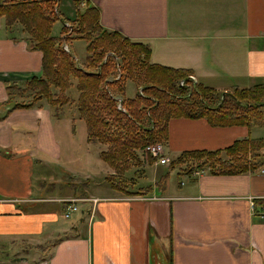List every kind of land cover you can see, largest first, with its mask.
I'll return each mask as SVG.
<instances>
[{"label":"crops","instance_id":"0c3cea01","mask_svg":"<svg viewBox=\"0 0 264 264\" xmlns=\"http://www.w3.org/2000/svg\"><path fill=\"white\" fill-rule=\"evenodd\" d=\"M81 2L100 9L105 28L150 44L153 62L192 69L196 82L223 92L264 82V0ZM58 10L68 20L76 18L74 0H59ZM16 36L0 31V242L11 245L10 257L0 258V264H264V218L252 205L257 210L264 205V167L241 175L177 169V188L167 183L161 194L147 196L110 186V192L96 194L88 185L58 199L36 191V168L46 170L63 156L56 121H69L74 174L105 179L112 169L96 165L89 145L97 142L88 141L85 125V139L78 142V113L70 120L56 116L45 102L11 111L3 105L6 82L22 84L42 74V52L30 50L20 32ZM168 131L169 164L184 151L261 138L254 128L215 127L203 118H173ZM70 201L78 210L66 217ZM21 238L40 248L13 243Z\"/></svg>","mask_w":264,"mask_h":264},{"label":"trees","instance_id":"16d2710c","mask_svg":"<svg viewBox=\"0 0 264 264\" xmlns=\"http://www.w3.org/2000/svg\"><path fill=\"white\" fill-rule=\"evenodd\" d=\"M74 1L76 18H62L65 23L58 37L52 31L62 15L59 0H0V18H4L11 37L17 38L15 26L21 25L28 33L23 39L29 49L43 54L41 75L22 84L5 83L8 100L3 105L10 106L9 111L29 109L42 106L37 103L46 100L56 116L60 109L76 105L78 117L86 123L88 141L104 146L100 156L112 169L105 177L111 188L128 195L147 196L154 192L152 186L138 191H132L130 186L135 184V177L145 174L146 165L155 161L147 159L143 149L168 140L169 121L173 118H203L215 127L264 129V82L234 86L223 98V91L193 80L192 69L153 62L150 44L105 28L97 6H82L81 0ZM76 39L86 42L83 61L71 51ZM129 80L138 86L132 98L126 94ZM73 88L77 92L74 97ZM262 167L264 136L248 137L221 149L182 152L170 162V170L156 185L164 191L174 169L188 174L241 175ZM10 246L0 242V258L10 257Z\"/></svg>","mask_w":264,"mask_h":264},{"label":"rangeland","instance_id":"374dc122","mask_svg":"<svg viewBox=\"0 0 264 264\" xmlns=\"http://www.w3.org/2000/svg\"><path fill=\"white\" fill-rule=\"evenodd\" d=\"M64 16L61 15V18L56 21V23L53 26V35L55 36H61L62 28L64 26V21L62 20ZM70 24L68 23L67 26ZM5 21L4 18H0V31L6 32L5 29ZM16 29H18V32H20V36L24 35L27 36L28 33L25 32L22 28L21 25L15 26ZM3 29V30H2ZM8 33H10L8 31ZM19 35V33H18ZM23 36V37H24ZM71 51L81 60H85V57L87 55L86 52V42L83 39H76L73 40L71 43ZM184 81L182 80L180 83L182 84ZM246 86V85H244ZM249 87V86H248ZM140 92L141 88L139 89ZM138 91V86L131 80L128 81L127 83V97L132 98L136 95ZM72 96H77L76 90L73 88L71 90ZM43 102L47 103L46 100H42L37 103L43 104ZM49 105V104H48ZM50 106V105H49ZM51 107V106H50ZM60 118H69L72 120L75 117H77V108L76 105H68L63 109H60L59 115ZM56 124L59 128L60 131H58V136L59 138H62L63 140V156L62 159L58 162L55 161L56 165H51L50 167L48 166L46 170L44 167H37L36 168V173H35V189L36 191H40L42 193H45L47 195H53L55 199H58V197H63L65 194H71L74 195V192H82L87 190V185L88 188H93L94 192L96 194H104L110 192L109 185L101 175H96L95 179H87L85 175L82 174V176L79 173L74 174V153L76 151V148L74 147V137H69V130H67V125L69 124L68 120H61V121H56ZM84 125L86 126L85 122L82 121H77L76 128L78 130V135H77V140L80 144H82L83 139H85L84 136ZM72 127H74V124L72 123ZM87 130V129H86ZM254 136H264V129L259 128V127H254ZM97 145L91 146L89 145V148L93 150L95 154H97V157H92L93 160L95 161L96 165L101 166H107L105 162H103L99 158V153L98 150L100 149L99 143H96ZM103 146V145H102ZM164 146V151L166 153L165 145ZM95 148V149H94ZM104 149V146H103ZM144 152V151H143ZM140 154V152H139ZM170 159V158H169ZM168 159V161H169ZM171 162V161H170ZM100 163V164H99ZM159 165H155V162L151 164L150 162L146 165V172L143 176H137L136 182L133 186H130V189L132 191H138L141 188H146L147 186H152L154 193L161 194L163 191L156 185V182L159 180V178L167 173L170 168H169V163L167 164H161L160 162L158 163ZM154 165V166H152ZM112 173V172H111ZM108 175V174H107ZM130 176H135L132 173L129 174ZM168 184L171 185V188L173 187H178L179 186V176L177 174V169H174L170 171V174L168 176ZM41 184H43V187H40ZM75 184V185H74ZM144 190V189H143ZM57 203V202H53ZM59 204H61L59 202ZM53 206V205H52ZM74 220L73 216L67 220V223H71ZM71 221V222H70ZM28 240L24 239H16L14 240L13 243L16 245H19L22 247L24 250L31 249L30 244H26Z\"/></svg>","mask_w":264,"mask_h":264},{"label":"built area","instance_id":"2783aa9c","mask_svg":"<svg viewBox=\"0 0 264 264\" xmlns=\"http://www.w3.org/2000/svg\"><path fill=\"white\" fill-rule=\"evenodd\" d=\"M64 48L67 51H69L68 45H64ZM192 79L194 80L193 77H192ZM182 84H183V82H182ZM143 151H144L147 159L149 157H151L155 161L160 162L161 164H167L168 163V157H166V153L164 151V146L162 143L149 144L143 149ZM196 173H200V172H196ZM93 200H94V202L98 201V199H93ZM252 205L254 207V211H255L256 215L259 216L260 218H264V205H262L259 210L256 209L255 202H253ZM77 210H78V207L70 201V205L68 207V210L65 213V216L69 217L72 212H75Z\"/></svg>","mask_w":264,"mask_h":264},{"label":"water","instance_id":"95a60500","mask_svg":"<svg viewBox=\"0 0 264 264\" xmlns=\"http://www.w3.org/2000/svg\"><path fill=\"white\" fill-rule=\"evenodd\" d=\"M225 95H226V92H223V98L225 97ZM121 106V105H120Z\"/></svg>","mask_w":264,"mask_h":264}]
</instances>
